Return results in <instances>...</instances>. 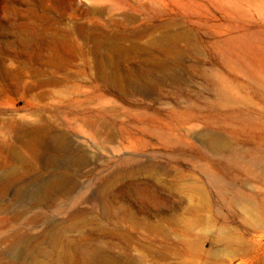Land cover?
Segmentation results:
<instances>
[{
  "label": "rangeland",
  "instance_id": "374dc122",
  "mask_svg": "<svg viewBox=\"0 0 264 264\" xmlns=\"http://www.w3.org/2000/svg\"><path fill=\"white\" fill-rule=\"evenodd\" d=\"M97 44L100 59L92 51ZM53 54L56 64L49 62ZM131 70L143 78L125 77ZM94 123L111 128L114 141L91 138ZM20 124L53 128L89 150L92 164L77 191L58 196L54 207L26 198L65 170L45 169L24 145ZM204 139L247 154L231 165L211 155ZM260 156L264 0H0V264H88L87 243L123 249L109 220L66 231L76 211L99 216L79 195L95 198L100 180L116 176L133 179V196L147 195L145 182L155 177L150 182L161 195L151 205L180 213L199 241L236 231L241 250L208 246L217 264H264V221L251 227L227 209L230 185L264 197ZM3 172L12 179H2ZM22 186L28 197L18 194ZM53 235L60 243L78 241L80 251H53Z\"/></svg>",
  "mask_w": 264,
  "mask_h": 264
},
{
  "label": "bare ground",
  "instance_id": "6f19581e",
  "mask_svg": "<svg viewBox=\"0 0 264 264\" xmlns=\"http://www.w3.org/2000/svg\"><path fill=\"white\" fill-rule=\"evenodd\" d=\"M56 22V19H52L53 24ZM78 27L85 29L83 25ZM58 30H56L57 33H53L54 38L61 32L60 29ZM99 50L100 44H97L92 50L98 59L101 58ZM110 53H115L119 57L124 54L118 51L117 48L110 49ZM170 53V55L173 54ZM49 62L56 64L54 54ZM125 77L136 82L143 78L141 73L132 70ZM19 127L24 128L27 137L24 140V145L32 149L36 156L42 158L46 170H65L52 180L43 181L46 188L39 186L29 198H26L36 207H54L58 196H72L77 191L79 177L85 172V168L92 164L89 150L85 145L76 144L66 133H54L53 128L35 129L23 124H20ZM92 128L95 130V136L91 135V138L97 139L96 135H98L99 138H103L105 144L114 141L115 134L107 125L94 123ZM203 142L211 155L226 159L231 165L236 164L237 157L247 154V151L242 147L229 145V143L221 140L204 139ZM99 146L101 144L95 142L94 147ZM257 162L260 164L261 170H264V156L258 157ZM88 172L90 175L93 174L92 171ZM11 177L12 175L9 172H3L1 175V178L7 181H10ZM155 179V177H151V180ZM151 180L145 182L144 185L147 195L139 193L137 196H133L131 194L134 181L130 176L126 180L119 176L109 180L102 178L100 189L95 198H87L85 193L79 195L77 201L92 203V209L99 208V216L90 218L86 212L76 211L67 219L66 231L72 232L77 229H84L90 224H95L98 220L105 219L114 225V230L119 235L120 242L126 243V246L117 252H110L102 246L87 243L88 249L91 251L90 255L86 254L88 255L86 257L88 264H217L219 258L209 256L211 251V249H208L209 245L214 246L220 243L228 253L242 249L240 236L231 228H228L223 240L216 239L213 241L206 238L199 241L194 236L193 225L182 219L180 213L165 212L159 208L158 203L153 204L155 207L152 206L151 199L159 197L161 190L155 189L150 182ZM215 182L220 185H227L218 179ZM26 187L22 186L18 189V194L21 197H28ZM228 188L229 192L232 193V201L227 207L229 213L234 218H242L245 225L248 224L252 227V222L261 224L264 221V197L257 199L238 190V188L235 189L232 185ZM60 241L55 235L50 239L53 251H61L68 255L80 251L78 241L71 239L61 243ZM136 247L142 250V254L139 256L133 253ZM43 252L49 255L52 251Z\"/></svg>",
  "mask_w": 264,
  "mask_h": 264
}]
</instances>
